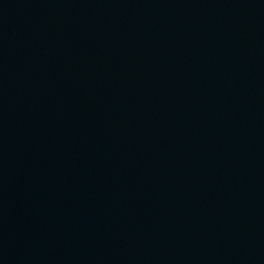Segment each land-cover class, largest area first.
<instances>
[{"label":"water","instance_id":"1","mask_svg":"<svg viewBox=\"0 0 264 264\" xmlns=\"http://www.w3.org/2000/svg\"><path fill=\"white\" fill-rule=\"evenodd\" d=\"M0 264H264V0H0Z\"/></svg>","mask_w":264,"mask_h":264}]
</instances>
